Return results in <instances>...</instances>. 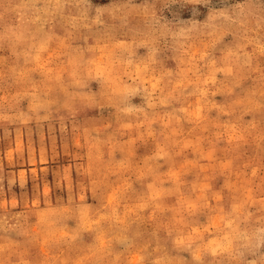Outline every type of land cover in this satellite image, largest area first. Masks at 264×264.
Here are the masks:
<instances>
[{
  "label": "rangeland",
  "instance_id": "rangeland-1",
  "mask_svg": "<svg viewBox=\"0 0 264 264\" xmlns=\"http://www.w3.org/2000/svg\"><path fill=\"white\" fill-rule=\"evenodd\" d=\"M0 264H264V0H0Z\"/></svg>",
  "mask_w": 264,
  "mask_h": 264
}]
</instances>
